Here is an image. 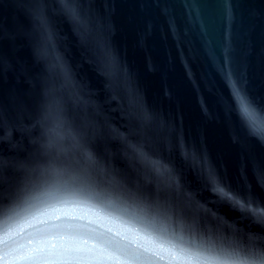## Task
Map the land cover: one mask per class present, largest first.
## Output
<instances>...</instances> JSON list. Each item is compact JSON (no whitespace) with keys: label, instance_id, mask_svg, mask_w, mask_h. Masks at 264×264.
Listing matches in <instances>:
<instances>
[{"label":"water","instance_id":"95a60500","mask_svg":"<svg viewBox=\"0 0 264 264\" xmlns=\"http://www.w3.org/2000/svg\"><path fill=\"white\" fill-rule=\"evenodd\" d=\"M66 120L112 181L141 188L145 199L119 202L139 226L264 257V219L218 202L200 175L204 163L264 210V0H0V177L23 191L42 174L63 175L74 143L45 145ZM125 141L151 162L150 183L137 179L144 163ZM173 185L201 210L174 215L160 195ZM52 192L40 184L32 196ZM0 209L2 241L24 209L2 197Z\"/></svg>","mask_w":264,"mask_h":264},{"label":"snow or ice","instance_id":"6c2138e0","mask_svg":"<svg viewBox=\"0 0 264 264\" xmlns=\"http://www.w3.org/2000/svg\"><path fill=\"white\" fill-rule=\"evenodd\" d=\"M40 28L47 49L50 36L47 21L42 17ZM233 87L242 114L255 126L258 118L247 98ZM71 126V121H58V126L48 132L49 143L45 145L47 148L74 143L69 159L61 161L66 167L63 175L42 174L23 191H17L7 176L0 177V197L5 202L15 198L17 206L24 209L0 241L3 244L0 264H151L153 257L162 260L165 255L167 264H264V257L250 249L235 252L219 246L206 247L198 235L187 240L175 239L139 226L131 216L125 215L128 209L120 207L119 202L145 199L141 188L138 186L132 191L112 181L110 170L103 168L91 153L87 138L77 134L73 139L68 135L67 129ZM125 145V151L134 160L137 157L143 160L144 170L137 179L150 183L153 180L151 162L139 151L138 145L127 141ZM200 175L205 186H211L217 194L218 202L244 211L251 209L254 215L264 219V210L252 208V199L223 184L204 163H201ZM257 178L264 183V173ZM40 184H51L53 192L42 198L33 197ZM160 195L170 197L174 215L186 216L193 209L201 210L183 189L177 194L175 185Z\"/></svg>","mask_w":264,"mask_h":264}]
</instances>
